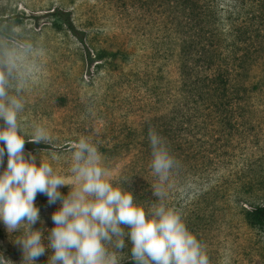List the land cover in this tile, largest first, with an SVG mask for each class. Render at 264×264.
Listing matches in <instances>:
<instances>
[{
    "label": "rangeland",
    "instance_id": "374dc122",
    "mask_svg": "<svg viewBox=\"0 0 264 264\" xmlns=\"http://www.w3.org/2000/svg\"><path fill=\"white\" fill-rule=\"evenodd\" d=\"M217 1L220 21L239 22L250 17L254 0ZM58 6L70 10L86 31L83 40L53 25L49 13ZM174 19L187 33L181 10L169 0H0V61L13 60L14 75L29 84L18 115L25 139L29 141L36 124L50 134L45 142L51 147L24 146L25 153L35 154L37 163L42 156L71 181L72 143L90 137L112 182L131 190L147 209L157 201L152 192L157 178L139 151L137 134L149 128L146 117L164 115L166 108L171 117L180 118L177 132L186 151L165 203L180 211L210 264H264V232L250 226L242 212L264 201V52L248 77L236 75L232 81L233 92L245 98L241 130L228 143L222 133H209L194 86L180 81ZM102 48L120 53L88 61V50ZM190 60L194 66L196 58ZM106 147L112 150L108 154L102 150ZM6 163L5 153L0 171ZM69 189L60 187L63 194ZM36 201L40 220L33 227L47 237L60 200L50 204L38 192ZM19 235L0 222L2 264H22V248L15 242ZM130 247L126 239L118 253L120 264L131 259ZM50 253L46 249L37 264H47Z\"/></svg>",
    "mask_w": 264,
    "mask_h": 264
},
{
    "label": "clouds",
    "instance_id": "9594fccd",
    "mask_svg": "<svg viewBox=\"0 0 264 264\" xmlns=\"http://www.w3.org/2000/svg\"><path fill=\"white\" fill-rule=\"evenodd\" d=\"M15 67L10 58L0 61V165L7 154L6 167L0 171V222L10 234L20 233L15 242L22 248V264H37L36 258L46 249H51L47 264H120L118 253L126 239L135 264H210L204 245L180 211L165 203L180 162L164 137L149 129L150 167L157 178L152 192L157 201L147 209L131 190L112 182L111 170L90 137L72 143L69 181L42 156L37 163L35 154L25 153L26 132L18 115L29 84L14 75ZM49 139L45 126H33L29 141ZM63 185H70L67 194L60 191ZM38 192L50 204L60 200L47 237L33 227L40 220Z\"/></svg>",
    "mask_w": 264,
    "mask_h": 264
},
{
    "label": "trees",
    "instance_id": "16d2710c",
    "mask_svg": "<svg viewBox=\"0 0 264 264\" xmlns=\"http://www.w3.org/2000/svg\"><path fill=\"white\" fill-rule=\"evenodd\" d=\"M169 3L181 10L182 18L186 26H189L188 32L183 35L180 30L181 23L176 19L172 22L179 42V74L182 78L180 81L191 82L194 86V90L200 97V105H203L205 109L202 118L208 125L209 133L213 134V131L222 133L229 143L230 136L241 130L243 116L240 110L243 108L242 100L245 98L244 95L240 97L241 93L233 92L232 81L236 75L248 77L252 66L264 52V0H254L250 7V17L239 22L228 21V19L220 21L217 17L219 15L217 0H169ZM49 15L55 27L68 30L77 38L84 39L86 31L77 26L70 10L58 6L50 11ZM119 53V49L116 51L106 48L97 51L88 50V61L93 62L108 56L113 59ZM193 58H196L194 66L191 65L190 60ZM242 81L244 84L245 79ZM179 105V102L175 103L174 108ZM157 114L159 113H155L148 119L146 117L145 120L149 121L148 127L152 129L156 126L155 131L164 137L171 153L180 162L186 151L184 140L177 132L180 118L171 117L166 108L161 113L164 115ZM167 117L169 121L166 120ZM149 128L144 129V133L137 134L141 142L139 151L148 162L151 161V149L147 151L145 148L150 146ZM24 146L51 147L46 142L31 141H25ZM102 150L106 154L112 151L109 147ZM35 203L38 205L36 197ZM242 212L250 226L264 232V201L252 204L251 208L244 207ZM122 264H135V261L130 259Z\"/></svg>",
    "mask_w": 264,
    "mask_h": 264
}]
</instances>
